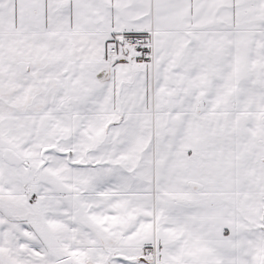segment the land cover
Segmentation results:
<instances>
[{
	"label": "snow or ice",
	"instance_id": "6c2138e0",
	"mask_svg": "<svg viewBox=\"0 0 264 264\" xmlns=\"http://www.w3.org/2000/svg\"><path fill=\"white\" fill-rule=\"evenodd\" d=\"M0 264H264V0H0Z\"/></svg>",
	"mask_w": 264,
	"mask_h": 264
}]
</instances>
